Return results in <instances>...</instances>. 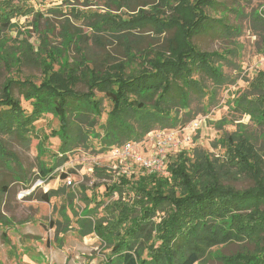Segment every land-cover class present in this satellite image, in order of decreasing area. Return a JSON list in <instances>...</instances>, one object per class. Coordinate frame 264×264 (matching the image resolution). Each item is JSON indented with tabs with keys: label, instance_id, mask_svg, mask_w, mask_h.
Listing matches in <instances>:
<instances>
[{
	"label": "trees",
	"instance_id": "1",
	"mask_svg": "<svg viewBox=\"0 0 264 264\" xmlns=\"http://www.w3.org/2000/svg\"><path fill=\"white\" fill-rule=\"evenodd\" d=\"M112 3L118 4L116 0ZM216 3L159 0L149 9L144 4L130 18L108 11L98 14L101 21L94 22L93 27L99 31L109 25L121 33L129 58L134 53L128 44L130 30L150 26L157 34L170 32L162 48L141 54L146 61L140 71L127 73L128 65L122 62L106 69L91 67V59L80 51L82 33L69 25L62 27L61 46L51 45L50 33L39 30L38 50L27 40L8 47L9 38L5 40L1 31L11 30L15 26L12 19L23 14L24 9L11 0L0 1V61L40 63L48 73L40 84L30 79H8L4 83L0 134L28 138L36 135V122L47 114L55 116L59 127L44 134L39 143L41 153H46L45 143L50 138L60 141L58 152L52 153V164L41 168L43 177L55 178L56 168L75 151L93 150L96 145L99 151H110L127 141L144 140L150 132L186 125L185 121L192 117L195 98H215L214 92L206 93L200 77L210 78L218 85L226 81L220 63L226 56L201 50L193 41L195 36L221 25L205 11ZM33 25L38 27V18ZM72 47L79 56L71 59ZM54 64H58V69ZM256 80L252 83L255 94L234 98L233 107L264 126V72ZM80 84L87 89L79 90ZM15 86L29 102L30 112L15 97ZM104 98L110 101L111 109L101 121ZM241 126L217 140L224 149V164H217V159L208 153L182 151L170 158L166 174L142 171L138 176L120 175L108 185L106 194L118 192L121 197L106 205L100 198L94 207L86 205L81 212L75 211L76 230L82 237L98 236L110 249L104 264H202L207 255H213V248L231 242L246 244L234 254H217L221 264H264V151L257 149ZM262 140L264 149V131ZM0 157L20 164L2 141ZM222 167L251 177L254 184L237 190L221 183L218 174ZM96 173L109 176L106 167L97 168ZM67 177V173H61L62 179ZM125 192L138 198L126 199L122 196ZM60 193L61 190L52 189L43 193L42 199L49 201ZM103 205L104 214L99 216L95 207ZM63 215L67 222L72 221L66 210Z\"/></svg>",
	"mask_w": 264,
	"mask_h": 264
},
{
	"label": "rangeland",
	"instance_id": "2",
	"mask_svg": "<svg viewBox=\"0 0 264 264\" xmlns=\"http://www.w3.org/2000/svg\"><path fill=\"white\" fill-rule=\"evenodd\" d=\"M0 1L2 3L4 0ZM11 1L23 7L24 13L12 19L15 26L11 30L1 31L5 40L9 38L8 47L27 40L38 50L39 30L50 33L51 45L61 46L62 27L69 25L72 30L82 33L80 51L91 59L90 66L100 69L122 62L128 65L127 73L138 72L146 61V56L141 54L162 48L170 36V32L157 34L150 26L130 30L128 44L133 47L134 53L129 58L121 33L109 25L99 31L93 27L94 22L101 21L98 14L108 11L121 18H130L144 4H147L144 8L149 9L152 3L159 0H116L118 4H113V0ZM215 1L216 5L205 8V11L218 19L221 25L214 26L213 31L195 36L193 41L201 50L222 52L226 56L225 61H220L226 81L218 85L210 78L200 77L206 93L214 92L215 98L210 100L208 95H203L192 101V117L180 127L191 135L192 142L180 152L193 154L196 150L199 154L208 153L217 159V164H224V149L217 140L238 130L240 125L250 135L257 149L264 151V126L233 107L234 98L245 93L255 94L252 83L257 81L260 72H264V0ZM37 18L36 28L33 22ZM72 48L69 51L71 59L79 56L78 51ZM58 67V64H54L55 69ZM47 76L40 63L5 64L0 61V96L8 79H30L40 84ZM78 89L87 88L80 84ZM13 93L21 100L26 112H30L31 106L24 100L21 89L15 86ZM98 96L102 94L98 93ZM110 109V101L104 98L101 121H105ZM193 122H199L195 129L191 126ZM35 127L36 135L30 134L28 138L17 134H0V141L15 154L20 163L18 165L0 157V264H104L110 249L101 243L98 236L92 234L82 237L78 233L74 212H81L86 205L94 207L95 201L100 198L105 205L118 199L121 197L118 192L111 196L106 194L108 185L117 181L120 175L138 176L142 170L135 165L128 169L130 163L118 164L111 150L102 152L96 145L93 150L73 152L67 162L56 168L55 178H45L42 176V165L52 164V153L58 152L60 141L50 138L45 143L48 148L46 153H41L39 143L44 134L59 127V120L47 114L36 122ZM174 152L173 157L180 153ZM102 167L108 169L109 176L103 177L96 173V169ZM62 172L67 173L68 177L62 179ZM218 176L221 183L237 190H244L254 184L251 177L225 167L221 168ZM69 179L72 184L68 183ZM52 189H59L61 193L51 196L49 201L42 199V194ZM122 196L134 200L138 198L132 192H125ZM103 207H95L99 216L104 214ZM65 210L71 222L66 221L63 215ZM245 244L231 242L215 247L212 249L213 255H207L202 264H221L217 254H234L241 251Z\"/></svg>",
	"mask_w": 264,
	"mask_h": 264
},
{
	"label": "built area",
	"instance_id": "3",
	"mask_svg": "<svg viewBox=\"0 0 264 264\" xmlns=\"http://www.w3.org/2000/svg\"><path fill=\"white\" fill-rule=\"evenodd\" d=\"M193 128L199 126V122H193ZM192 142L191 135L185 129H167L150 132L144 140L127 141L115 146L111 152L118 164L139 166L147 173L166 174L167 164L174 151L180 152ZM131 173V172H130ZM69 184L72 181L68 180Z\"/></svg>",
	"mask_w": 264,
	"mask_h": 264
}]
</instances>
